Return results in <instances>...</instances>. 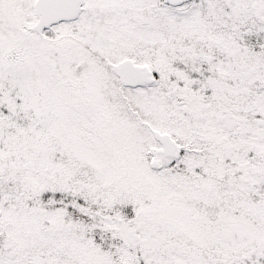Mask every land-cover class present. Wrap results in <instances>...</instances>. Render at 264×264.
I'll list each match as a JSON object with an SVG mask.
<instances>
[{"label": "snow or ice", "instance_id": "6c2138e0", "mask_svg": "<svg viewBox=\"0 0 264 264\" xmlns=\"http://www.w3.org/2000/svg\"><path fill=\"white\" fill-rule=\"evenodd\" d=\"M0 264H264V0H0Z\"/></svg>", "mask_w": 264, "mask_h": 264}]
</instances>
